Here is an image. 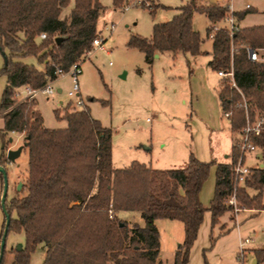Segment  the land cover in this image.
Masks as SVG:
<instances>
[{
	"label": "trees",
	"instance_id": "16d2710c",
	"mask_svg": "<svg viewBox=\"0 0 264 264\" xmlns=\"http://www.w3.org/2000/svg\"><path fill=\"white\" fill-rule=\"evenodd\" d=\"M124 1L113 0L114 9H122ZM68 5L69 0H0V54L4 61L0 77L6 79L0 101V167L7 164L8 135H22L28 152L27 177L20 192L25 195L4 203L8 234L23 233L25 237L24 248L13 250L10 264H30L39 245L45 251L42 264H160L157 220L182 224L184 239L173 264H187L204 214H210L211 228L218 225L220 218L232 211L226 203L231 195L239 212H264V169H250L244 184L235 187L232 165L238 151L234 147L228 164L202 163L190 154L179 169L155 170L137 162L115 169L112 133L92 118L87 107L71 110L68 105L62 117L59 110L54 111L55 119L64 121L66 127L47 129L35 100L15 103L17 89L45 87L58 79L59 70L67 72L91 49L102 6L98 0H74L69 16L62 19L61 12ZM155 8H149L152 15ZM175 10L169 22L153 26L149 39L131 36L127 48L140 52L148 66L159 54H207L200 50L203 39L193 28L194 15L204 16L211 25L205 30L206 39L212 35L208 68L216 73L232 68L240 92L224 80L217 92L222 113L231 112L229 128L236 134L244 127L246 115L251 121L257 114L264 115V62H251L246 52H264V26H238L230 36L222 28L213 29L226 18L228 7L188 0ZM246 14L233 12L231 16L239 23ZM56 38H62L59 45ZM26 57L35 58L43 69L20 61ZM253 142L264 151V133ZM212 167L214 195L204 208L199 194ZM0 182L1 198V175ZM120 212L138 213L143 226L121 221ZM4 226L5 217L0 240ZM253 254L256 264H264V250H253Z\"/></svg>",
	"mask_w": 264,
	"mask_h": 264
},
{
	"label": "rangeland",
	"instance_id": "374dc122",
	"mask_svg": "<svg viewBox=\"0 0 264 264\" xmlns=\"http://www.w3.org/2000/svg\"><path fill=\"white\" fill-rule=\"evenodd\" d=\"M98 1L103 11L96 21V30L97 37L103 38L104 51L94 52L82 63L78 83L84 107L90 110L93 119L112 133L113 167L123 169L137 162L155 170L179 169L185 166L190 154L202 163H230L237 135L231 132L218 102L221 79L208 68L212 41L206 39L205 30L211 26L209 22L199 14L193 17V28L203 39L200 50L207 54L197 57L159 54L148 66L140 52L127 48L129 38L149 39L153 26L169 22L176 15L175 9L188 0H125L120 10L114 9L113 0ZM195 2L204 6H230L233 12L246 11L244 19L237 23L240 28L264 26V0ZM73 6L74 0H69L68 7L61 12L62 19L69 16ZM156 6L158 8L152 15L149 8ZM226 24L223 20L213 28L220 29ZM110 27H113V33L109 32ZM258 53L264 58V52ZM20 61L43 69L33 57L21 58ZM3 64L0 54V70ZM5 85L6 79L0 77V101ZM52 89L53 96L39 94L33 100L45 128L63 129L66 123L57 121L54 111L59 110V117H62L64 109L69 104L74 105L75 101L67 97L71 81L68 77L59 78ZM25 98L24 87L14 92L16 104L24 102ZM7 139L11 140L7 150H17L23 145L18 135L10 134ZM1 149L2 144L0 154ZM259 154L262 159L257 158ZM243 163L250 169H264V151L245 155ZM27 164L28 152L23 149L16 162L6 166V201L25 195V192L20 193L22 186L20 191H17V186L25 182ZM214 174L215 167H212L199 194L204 208L209 207L214 195ZM14 182L18 184L14 186ZM118 218L129 225L137 223L143 226L138 213L120 212ZM155 226L159 233L160 264H173L175 252L184 239L183 226L169 220H157ZM246 239L250 244L245 247L242 264H256L253 250H264V212L235 213L233 209L213 228L210 214L206 212L189 251L187 264H239V244ZM24 246V234L10 232L6 238L3 264H10L13 250ZM44 256V247L37 246L31 254L30 264H42Z\"/></svg>",
	"mask_w": 264,
	"mask_h": 264
},
{
	"label": "built area",
	"instance_id": "2783aa9c",
	"mask_svg": "<svg viewBox=\"0 0 264 264\" xmlns=\"http://www.w3.org/2000/svg\"><path fill=\"white\" fill-rule=\"evenodd\" d=\"M128 8L129 7H127V9ZM246 8H248V6H246ZM228 9L230 10V13H228L226 18L224 19V21L227 24L222 29L226 30L229 33V35L232 36L233 33L237 30L238 24H237V21L231 16V14L233 13L232 8L228 6ZM213 29L217 30V28H213ZM113 31H114L113 27H110L109 32L113 33ZM209 38L212 39V35H210ZM40 39L44 40L45 35H41ZM103 45H104L103 38L100 36L96 37L91 43V49L83 53L81 57V62L74 64L67 72H62L59 70L57 72V76H58L57 80L49 81L45 87L40 88V89H30V88L24 87L25 94H26V98L24 99V101H26L27 99L33 100L39 94H43L48 97L53 96L54 92L52 89V85L56 81H58L59 78L68 77L71 81V89L67 93V97L75 101L74 105L69 104V108L71 110H81L84 107V103L80 98V87L78 83V78L81 74L82 62L90 59V57L92 56L94 52L104 51ZM246 52H247V57L251 62H264V58L260 57L258 52H255L250 49H246ZM217 76L221 80L226 81L231 87L236 89L232 68L226 71H218ZM243 106L245 110H247L244 102H243ZM223 116L225 119L229 120L231 117V112L226 111L223 113ZM263 133H264V115L257 114L254 120L252 121L246 115L245 125L241 131L236 133L237 140L234 142V145H233L234 148L238 151V158L236 162L232 165V183L234 184L235 187L242 186L245 182L246 177L249 175L250 168L244 166L243 160H244L245 155L249 153H254L260 150L254 144L253 139L258 138ZM226 203H227V206L231 207L232 210L234 209L235 213L239 212L234 194L231 195V197L227 200ZM249 244H250V240L248 239L240 241L239 256L237 258V262L239 264H242L243 259H244L245 247Z\"/></svg>",
	"mask_w": 264,
	"mask_h": 264
},
{
	"label": "water",
	"instance_id": "95a60500",
	"mask_svg": "<svg viewBox=\"0 0 264 264\" xmlns=\"http://www.w3.org/2000/svg\"><path fill=\"white\" fill-rule=\"evenodd\" d=\"M61 41H62V38H56L55 44L59 45L61 43ZM155 57L157 58V55ZM25 147H26V144H23L17 150H7V152H6V160H7L6 166L14 164L16 162V160L20 157V155H21V153ZM260 168H262V167H260ZM0 175L2 176V179H3V191H2L1 198H0V206H1L2 213L5 217V226H4L2 237L0 240V263H1L4 251H5V243H6V238H7V234H8V225H9V217L6 214L5 208H4V203H5V199L7 196V189H8V178H7L6 167H0ZM21 186H22V184H19L17 186V191H20ZM16 250L20 251L21 247H18Z\"/></svg>",
	"mask_w": 264,
	"mask_h": 264
},
{
	"label": "crops",
	"instance_id": "0c3cea01",
	"mask_svg": "<svg viewBox=\"0 0 264 264\" xmlns=\"http://www.w3.org/2000/svg\"><path fill=\"white\" fill-rule=\"evenodd\" d=\"M199 5V4H197ZM58 94H60V91L58 92ZM16 135V134H15ZM22 138V141H23V136L22 135H18ZM10 144H11V140H10ZM10 149V148H9ZM257 158L259 159H262L263 156L262 155H257ZM6 167V166H5ZM18 184V182H14V186H16ZM0 186H1V182H0ZM3 222H4V215L2 213V210H1V206H0V236H1V232H2V226H3ZM137 224V223H136ZM139 225V224H138Z\"/></svg>",
	"mask_w": 264,
	"mask_h": 264
}]
</instances>
